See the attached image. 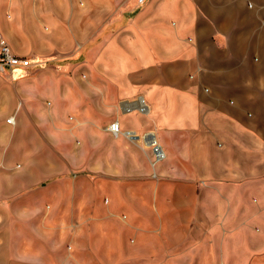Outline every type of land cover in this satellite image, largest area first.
<instances>
[{
    "label": "crops",
    "instance_id": "obj_1",
    "mask_svg": "<svg viewBox=\"0 0 264 264\" xmlns=\"http://www.w3.org/2000/svg\"><path fill=\"white\" fill-rule=\"evenodd\" d=\"M129 1L0 0V38L34 62L0 94V264H83L69 233L86 195L93 212L104 195L109 212L156 210L159 256L259 264L225 228L252 195L264 226V0ZM37 131L88 173L16 165L36 162Z\"/></svg>",
    "mask_w": 264,
    "mask_h": 264
},
{
    "label": "rangeland",
    "instance_id": "obj_2",
    "mask_svg": "<svg viewBox=\"0 0 264 264\" xmlns=\"http://www.w3.org/2000/svg\"><path fill=\"white\" fill-rule=\"evenodd\" d=\"M129 6H136L135 0H130ZM92 37V36H90ZM43 66V65H41ZM24 76V75H23ZM22 77V75H21ZM20 76L12 78L9 75L0 73V94H19L17 87L19 86ZM45 132H36V162L29 164L25 155L27 153L22 150L16 158V165L21 164L22 167L31 165L39 171L51 170L54 173L61 174L64 170L70 175H86L88 172L78 168L77 163H64L61 160L59 151L55 148H48L44 145ZM18 137L33 140V132L20 131L17 132ZM53 151L52 157H47ZM144 198L149 196H141ZM110 196H101L103 208L98 212L92 211V196L86 195L85 206L83 211L82 226L73 231L70 237L76 236V250L79 254V262L83 264H191L189 252L178 250L174 257H164L158 255V228L156 226V210L150 209L146 211H128L123 208L109 212L108 201ZM255 198L252 195L251 202L245 205L243 225L239 228L229 226L227 235L230 241L235 242L236 238L243 241L244 248L241 251L245 258L254 257V263L264 264V226L256 220L259 211L256 206ZM71 214V212H69ZM110 214L113 218H106ZM98 221V222H97ZM100 226L95 228L97 223ZM97 225V226H98ZM95 226V227H94ZM191 228H171L170 234H165L168 239L176 242L193 240L192 234L189 232ZM215 243L219 244L221 236L225 234L224 228L220 226L210 228ZM101 239L100 246L96 247L95 239ZM235 240V241H234ZM183 246V245H182ZM173 254V253H171ZM199 259L205 257V252L197 254ZM253 259V258H252ZM246 260H250L246 258ZM200 261V260H199ZM252 261V260H251Z\"/></svg>",
    "mask_w": 264,
    "mask_h": 264
},
{
    "label": "built area",
    "instance_id": "obj_3",
    "mask_svg": "<svg viewBox=\"0 0 264 264\" xmlns=\"http://www.w3.org/2000/svg\"><path fill=\"white\" fill-rule=\"evenodd\" d=\"M137 6L144 5L148 0H135ZM34 68V62L26 56L14 52L11 45L3 38H0V73L15 78L17 75L26 73L29 69ZM8 122H14V118L8 119ZM112 133L117 134L120 131L118 122H113L108 127ZM153 149L156 153V160L164 157V152L160 146L153 142Z\"/></svg>",
    "mask_w": 264,
    "mask_h": 264
}]
</instances>
